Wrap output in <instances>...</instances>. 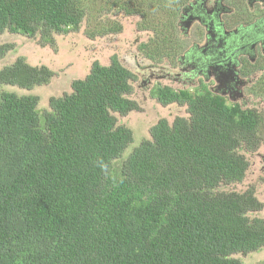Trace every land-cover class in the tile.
<instances>
[{"label": "trees", "instance_id": "obj_1", "mask_svg": "<svg viewBox=\"0 0 264 264\" xmlns=\"http://www.w3.org/2000/svg\"><path fill=\"white\" fill-rule=\"evenodd\" d=\"M88 1L0 0V37L74 31ZM104 1L157 40L187 0ZM9 51L0 45V61ZM51 77L22 58L0 69V264H243L234 255L264 249L253 191L220 190L244 179L256 111L201 81L156 87L158 104L186 115L157 120L139 140L119 123L138 106L135 76L116 58L94 62L45 108L17 91Z\"/></svg>", "mask_w": 264, "mask_h": 264}, {"label": "rangeland", "instance_id": "obj_2", "mask_svg": "<svg viewBox=\"0 0 264 264\" xmlns=\"http://www.w3.org/2000/svg\"><path fill=\"white\" fill-rule=\"evenodd\" d=\"M225 2L227 3L226 0ZM86 6L90 12L81 20L76 30L66 34H51L47 41H42L38 35L28 37L5 33L0 37V45L6 44L10 47L8 54L0 61V69L22 58L29 65L44 66L52 72V77L44 85L31 92L17 91L22 94L37 95L40 99L39 107L45 108L50 97L69 93L71 82L84 78L94 62L107 66L114 57L135 76L129 98L137 103L138 109L127 115L118 116V119L119 123L130 128L139 140L148 138V129L157 120L170 121L176 116H185V107L161 106L151 95V91L156 87L192 89L200 81L205 82L201 77L193 78L190 83H183L181 80L172 82L164 77L165 74L179 73L178 64L170 59L171 54L168 50L171 45H165L173 41L177 44L176 27L170 30L167 25L156 40L151 31L139 28L140 19L137 15L128 16L104 0H91ZM176 22L177 18L175 24ZM177 45L174 54L176 57L189 47L187 42ZM262 79H264L263 74ZM205 83L210 88L214 85L212 79ZM250 88L243 92L242 100L238 98L234 101L228 98L226 100L257 112L259 144L253 152L244 154L248 164L244 179L240 183L230 184L220 190L226 192L252 190L261 204V209L254 212L253 216L264 221V91L251 94ZM234 257L240 259L243 264L261 263L264 262V249Z\"/></svg>", "mask_w": 264, "mask_h": 264}, {"label": "flooded vegetation", "instance_id": "obj_3", "mask_svg": "<svg viewBox=\"0 0 264 264\" xmlns=\"http://www.w3.org/2000/svg\"><path fill=\"white\" fill-rule=\"evenodd\" d=\"M226 1L187 0L180 8L174 22L177 44L187 42L189 47L176 57L173 41L168 51L179 73L164 77L183 83L212 79L214 85L207 88L234 101L242 100L247 88L251 94L264 88L259 69L264 66V0Z\"/></svg>", "mask_w": 264, "mask_h": 264}, {"label": "water", "instance_id": "obj_4", "mask_svg": "<svg viewBox=\"0 0 264 264\" xmlns=\"http://www.w3.org/2000/svg\"><path fill=\"white\" fill-rule=\"evenodd\" d=\"M216 82H218V81H216ZM217 95H219V94H217Z\"/></svg>", "mask_w": 264, "mask_h": 264}]
</instances>
